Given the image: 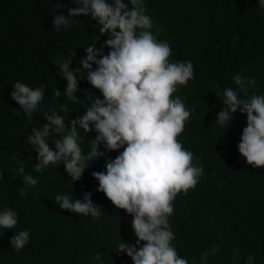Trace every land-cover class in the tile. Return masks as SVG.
<instances>
[{"label": "trees", "instance_id": "1", "mask_svg": "<svg viewBox=\"0 0 264 264\" xmlns=\"http://www.w3.org/2000/svg\"><path fill=\"white\" fill-rule=\"evenodd\" d=\"M144 3L153 20L152 31L172 48L171 59L191 61L195 70V78L174 97L179 95L192 111L178 139L200 157L204 175L194 190L187 196L178 194L173 202L174 214L169 218L176 237L173 243L189 264H264V168L248 165L238 151L246 114L237 111L223 127L215 123L223 90L236 89L232 77L237 73L256 81L255 86H248V96L264 94V9L258 0ZM57 4L61 8L56 13L65 17L68 8L77 6L72 0H0V209L9 207L18 214L16 229H0V264H133L126 253L115 250L122 242L135 244L132 217L97 191L99 182L92 176L95 171H106V160L115 159L119 152L106 151L89 162L82 178L74 182L63 164L35 172L38 154L27 137L32 128L42 130L47 120L42 112L29 120L10 95L16 81L33 89L44 85L41 107L64 115L69 129L70 120L85 112L84 105L64 97L67 82L53 61L75 52L70 66L74 70L80 67L84 49L93 43L101 47L107 37L90 16L73 18L77 24L57 34L52 16ZM108 51L105 47L104 53ZM86 75L85 71L84 79L77 76L78 98L89 104L87 93L91 92L103 99ZM56 88L62 93L59 98L53 96ZM62 104L67 113L60 111ZM96 135L92 131L86 136L80 130L85 155ZM55 138H48L52 148ZM100 150L105 151L102 145ZM17 161L38 180L23 197ZM89 192L104 213L98 219L63 210L54 200L58 194L82 200ZM25 229L30 231V240L16 251L10 240ZM96 253L103 255L100 260L94 259Z\"/></svg>", "mask_w": 264, "mask_h": 264}, {"label": "clouds", "instance_id": "2", "mask_svg": "<svg viewBox=\"0 0 264 264\" xmlns=\"http://www.w3.org/2000/svg\"><path fill=\"white\" fill-rule=\"evenodd\" d=\"M76 7L67 9L68 16L53 12V27L57 34L77 24L80 16H90L106 36L104 45L96 43L84 49L80 67L72 69V53L67 59H56L53 64L67 82L63 93L67 100L84 105L85 112L70 120L57 111L47 112L41 107L45 99V86L33 89L16 81L11 98L19 104L25 116L42 112L47 123L32 128L27 143L37 155L33 165L37 173L50 166L63 164L72 181L82 178L89 162L103 157L105 152L116 151L115 159L106 160V171H95L92 176L99 182L97 191L111 203L132 217L131 225L137 237L135 244L122 242L115 248L126 253L133 264H189L179 255L173 241L176 239L169 218L174 214V200L178 194L187 196L204 175L200 157L185 149L178 139L190 122L192 111L184 100L174 94L180 87H187L195 78L191 61H173L172 48L167 41L157 38L152 31L153 20L147 14L144 0H72ZM264 9V0H258ZM109 51L104 53V48ZM95 65V68H93ZM86 79L99 90L103 99L87 93L89 104H84L76 93L78 79ZM236 89L224 88L222 109L215 123L223 127L230 124L235 113L246 114L247 126L243 128L238 151L253 168H264V94L248 96V86H255V79L232 77ZM244 94V98L241 97ZM62 93L56 88L54 98ZM60 111L68 108L61 105ZM20 116V112H16ZM87 136L95 131L90 150L85 155L80 130ZM54 148L50 147L48 138ZM101 145L105 151H101ZM122 149V151H120ZM16 173L23 180L20 195L27 196L38 180L25 173L22 161L16 162ZM3 173L0 172V180ZM85 193L83 199L73 200L71 194H58L56 204L63 210L93 219L101 217L102 210ZM18 225V214L9 207L0 209V229L13 230ZM30 240L29 230H20L10 240L16 251L25 248ZM103 255L96 253L94 259ZM251 262V257H249Z\"/></svg>", "mask_w": 264, "mask_h": 264}]
</instances>
